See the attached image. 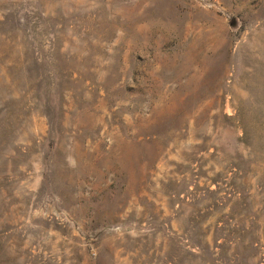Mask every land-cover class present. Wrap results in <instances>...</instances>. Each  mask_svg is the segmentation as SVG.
<instances>
[{
    "label": "rangeland",
    "instance_id": "374dc122",
    "mask_svg": "<svg viewBox=\"0 0 264 264\" xmlns=\"http://www.w3.org/2000/svg\"><path fill=\"white\" fill-rule=\"evenodd\" d=\"M0 264H264V0H0Z\"/></svg>",
    "mask_w": 264,
    "mask_h": 264
},
{
    "label": "trees",
    "instance_id": "16d2710c",
    "mask_svg": "<svg viewBox=\"0 0 264 264\" xmlns=\"http://www.w3.org/2000/svg\"><path fill=\"white\" fill-rule=\"evenodd\" d=\"M52 131H53V128H52Z\"/></svg>",
    "mask_w": 264,
    "mask_h": 264
}]
</instances>
